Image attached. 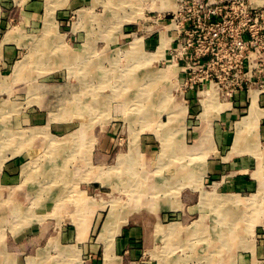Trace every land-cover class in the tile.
I'll return each instance as SVG.
<instances>
[{"label":"rangeland","instance_id":"374dc122","mask_svg":"<svg viewBox=\"0 0 264 264\" xmlns=\"http://www.w3.org/2000/svg\"><path fill=\"white\" fill-rule=\"evenodd\" d=\"M43 1L42 26L31 33L21 32L23 54L6 78H0V84L14 87L7 97L0 96V162L26 154L23 163L28 164L17 174L21 179H40L29 193L30 202L21 206L50 207V193L61 190L67 195L66 202L83 207L81 199L93 200L95 193L105 197L103 193L111 192L107 195L120 219L137 220L159 212L168 217L166 225L159 227L164 234L156 250L164 263L177 264L178 258L184 264H264V256L250 243L255 245L257 230L264 228V188L259 196L240 192L234 200L225 190L212 195L210 187H202L211 184L202 173L209 158L198 152L191 157L186 143L141 144L144 135L159 138L167 131L158 126L167 120L175 99L183 98L174 66L169 65V52L165 51L166 58L162 54L157 59L158 46H147L148 39H159L162 33L150 34L144 26L133 29L134 34L123 29L139 21L147 25L145 2L125 0L117 7L113 4L117 0H85L78 5L77 0L66 4L59 3L64 0ZM11 28L17 32V27ZM122 31L130 33L129 38H120ZM135 40L138 46H133ZM25 112L35 117L24 118ZM183 116L181 109L175 118ZM148 152L154 154L145 155ZM49 161L56 164L50 168ZM179 172V181H174L169 192H156L155 185L164 177L179 176ZM131 183L141 191L131 185L125 196L118 193ZM226 212L231 219L223 217ZM206 216L211 219L205 220ZM251 231H255L253 237ZM170 250L174 252L163 255Z\"/></svg>","mask_w":264,"mask_h":264},{"label":"crops","instance_id":"0c3cea01","mask_svg":"<svg viewBox=\"0 0 264 264\" xmlns=\"http://www.w3.org/2000/svg\"><path fill=\"white\" fill-rule=\"evenodd\" d=\"M69 1L64 0L59 3L66 4ZM84 1L77 0L76 5L84 4ZM139 1L145 2L146 12L149 11V13L170 10L175 3V0H134L136 3ZM43 2V0H0L1 79L6 78L5 76L11 72L14 62L23 54L21 49H23L24 43L20 41V35L36 31L42 26L43 17L46 15ZM156 2H158L157 6ZM254 2L259 5L264 4V0H254ZM66 12L62 13L65 15ZM139 18H142V15ZM13 26L17 27L16 30L19 34L11 28ZM123 29L127 32L133 31L135 26ZM22 31L24 33H21ZM122 33L120 38L123 40L131 35L125 31ZM163 35L159 39H148L147 46L153 49L159 47L160 40L164 38ZM165 51V55H163L166 58ZM13 89L12 84L1 82L0 96L7 97L9 91H13ZM253 93L256 95L258 104L257 119L252 120V123L246 125L238 134L239 122L250 113ZM182 95L183 98L175 99L176 106L179 105L177 108L174 104L171 106L170 103L171 109L167 113V120L161 121L158 126H162L167 131H163L159 138L156 135H144L141 144L149 146L151 143H162L165 140L170 145H173L172 142L186 143L187 152L192 153L191 157L196 156L193 155L194 152H198V155L209 158L202 167V173L211 184L204 183L202 187L204 189L207 186L210 187L212 195L215 190H225L228 193L231 192L230 194L234 196L232 200H234L235 195L240 192L255 193L257 190L259 192L258 186H264V89H260L258 83H255L249 91L246 89L236 91L232 98V106L226 109L219 106L218 101L213 99L212 103L216 104L213 103L209 107L211 109L206 113L207 117L202 114L204 107L194 91L188 90ZM179 109L184 110V116L176 119ZM25 117L33 119L35 116L33 112H25ZM209 133L211 134L209 135ZM151 154L154 153L148 152L145 155ZM26 156V154H17L2 163L0 162L2 168H0V190L2 192H0V264L7 262L8 264H169L164 263L159 252H156L157 244L164 234V232L161 233L160 228L166 225L165 221L168 220V217L166 218L160 212L144 215L137 220L120 219L119 217L113 224V218L110 217L112 198H108L109 195H107L112 194L111 192L103 193L105 197L95 193L97 199L93 200L90 198L81 199L86 205L83 207L66 202L67 195L61 190L50 193V208L47 207L48 205L40 206L36 203L37 208L35 205L21 206L26 201L30 202L28 196L36 188L38 178L27 176L21 179L17 174L21 172L22 166L28 164L23 163ZM55 164L56 162L52 163L51 161L46 163L50 168ZM194 170H191L192 173ZM175 174L177 175L176 172ZM63 175V178L67 179V176ZM176 175L164 177L158 184L155 182L156 192L164 191L163 189L170 190L174 186V181H179L181 173L179 172V176ZM150 187H146L145 192H149ZM128 191L126 188L118 193H124L125 196ZM94 196L91 195L95 198ZM68 197L70 196L68 195ZM2 200L3 202H1ZM90 200L91 204L85 202H90ZM146 201L150 203L152 199L148 196ZM253 203L256 202L253 201ZM127 207H131V205ZM262 207L264 208V200ZM257 210L258 208L253 212ZM223 215L227 220L232 218L229 212ZM207 218L211 219L206 216L205 220H208ZM24 220L26 221L24 222ZM196 222L195 219L194 223ZM176 231L177 229L173 233ZM257 231L259 234L255 245L252 240L250 243L252 248L256 246L254 248H257V254L259 253V256L263 257L264 228L261 227ZM254 232L251 231L252 237ZM180 234L178 238L181 239L183 237L182 235L180 237ZM72 249L73 252H71ZM173 252L174 250H170V253L165 252L163 255ZM159 255L160 262L157 260ZM176 259L179 264L181 260ZM180 264L184 263L180 262Z\"/></svg>","mask_w":264,"mask_h":264},{"label":"built area","instance_id":"2783aa9c","mask_svg":"<svg viewBox=\"0 0 264 264\" xmlns=\"http://www.w3.org/2000/svg\"><path fill=\"white\" fill-rule=\"evenodd\" d=\"M144 22L133 26L168 37L175 81L181 93L194 91L203 107L202 97L210 89L225 109L236 91H249L255 83L264 89V4L175 0L173 8L150 12Z\"/></svg>","mask_w":264,"mask_h":264},{"label":"bare ground","instance_id":"6f19581e","mask_svg":"<svg viewBox=\"0 0 264 264\" xmlns=\"http://www.w3.org/2000/svg\"><path fill=\"white\" fill-rule=\"evenodd\" d=\"M125 0H117V2L115 3V1H113V4H114V6L116 5L117 7L119 6V5H121L123 2H124ZM105 3H106V1H105ZM47 27H49L48 25H47ZM45 32V31H44ZM46 34V33H45ZM164 38L163 39H161L162 41H161V44H160V46L158 47L159 49H158V52H156V54H158V55H156V56H154V58H158V57H160L162 54H164V50H166V44H167V37L164 35L163 36ZM134 44L135 45H137L138 46V42L135 40L134 41V43H133V46H134ZM41 49H43V48H41ZM43 55V54H42ZM149 60V59H148ZM22 62H23V60H21ZM20 61V62H21ZM18 62V61H17ZM27 65V64H26ZM52 66V65H51ZM23 67H24V65H23ZM20 68V67H19ZM173 75V74H172ZM83 81V80H82ZM34 82V81H33ZM37 83V82H36ZM53 84V83H52ZM51 84V85H52ZM57 85H58V83H56ZM50 85V86H51ZM53 86V85H52ZM54 87H56V86H54ZM55 89V88H54ZM41 90V89H40ZM46 90V89H45ZM211 91H212V89H210V90H208V94H206L205 96H203V98H202V100H203V103H204V111L202 112V114L203 115H205L206 117L208 116L206 113H208L210 110L209 109H211V108H209V107H211V104H213L212 103V101H214L213 100V97L214 96H216L217 94H215V93H211ZM29 95V94H28ZM29 97V96H28ZM48 98V97H47ZM29 99H31L30 97H29ZM28 99V100H29ZM253 103H252V105H251V109H250V113L248 114V116L247 117H245L242 121H240L239 122V126H238V134L242 131V129L246 126V125H248L250 122L252 123V120H256L257 119V115H258V104H257V99H256V95H255V93H253ZM27 100V101H28ZM172 100V99H171ZM34 101V100H33ZM35 102V101H34ZM2 103V102H1ZM28 103H29V101H28ZM85 103V102H84ZM175 104V103H174ZM183 104V103H182ZM216 104V103H215ZM13 105V104H12ZM15 105H16V103H15ZM73 105H74V102H73ZM177 105H178V103H177ZM179 106V105H178ZM177 106V107H178ZM75 107V106H74ZM89 107V106H88ZM12 108V107H11ZM45 108V107H44ZM10 109V108H9ZM70 109V108H69ZM73 109V108H72ZM78 109V108H77ZM91 109V108H90ZM221 108H219V110H220ZM181 109H179L178 111H180ZM218 110V111H219ZM58 111V110H57ZM66 111V110H65ZM76 111V110H75ZM88 111V110H87ZM178 111H177V113H178ZM221 111V110H220ZM2 112V111H1ZM8 112V111H7ZM61 112H62V110L60 111V114H61ZM73 112V111H72ZM89 112V111H88ZM71 113V112H70ZM1 114V113H0ZM3 114V113H2ZM49 114H50V112H49ZM7 116V115H6ZM3 117V118H7V117ZM62 116V115H61ZM61 116H59L60 118H61ZM72 116V115H71ZM76 116V115H75ZM171 116V115H170ZM52 116H50V118H51ZM171 118V117H170ZM79 122V121H78ZM83 122H84V120H83ZM206 123V122H205ZM86 126V125H85ZM206 126H208V125H206ZM206 126H204V127H206ZM9 127V126H8ZM35 127V126H34ZM49 127V126H48ZM47 127V128H48ZM204 127H203V129H204ZM209 127V126H208ZM39 128V127H38ZM250 128V127H249ZM8 129V128H7ZM6 129V130H7ZM36 130V129H35ZM211 130H212V128H211ZM38 131V130H37ZM45 131H48V130H45ZM205 131V130H204ZM210 131V130H209ZM2 132V131H1ZM245 132H246V130H245ZM244 132V133H245ZM2 133H4V132H2ZM10 133V132H9ZM37 133V132H36ZM1 134V133H0ZM25 134V133H24ZM30 134V133H29ZM211 133H209V135H210ZM34 135V134H33ZM45 135H47V134H45ZM10 136V135H9ZM21 136V135H20ZM30 136V135H29ZM49 136V135H48ZM207 136H208V134H207ZM16 137V136H15ZM31 137V136H30ZM38 137H40V136H38ZM205 137V136H204ZM1 138V137H0ZM29 138V137H28ZM27 138V139H28ZM32 138V137H31ZM75 138V137H74ZM19 139H21V138H19ZM42 139V138H41ZM86 139V138H85ZM52 140V139H51ZM83 140V139H82ZM14 141V140H13ZM205 141V140H204ZM4 142H6V141H4ZM201 143V142H200ZM205 143V142H204ZM202 145V144H201ZM205 146V145H204ZM203 146V147H204ZM1 147V146H0ZM182 147V146H181ZM199 147V146H198ZM201 147V146H200ZM8 148H9V145H8ZM183 149H184V147H182ZM186 148V147H185ZM182 149V150H183ZM193 149V148H192ZM2 150H3V148H2ZM1 150V151H2ZM6 150V149H5ZM16 150V149H15ZM1 151H0V153H1ZM185 151V150H184ZM183 151V152H184ZM12 154V153H11ZM194 154H195V152H194ZM193 154V155H194ZM13 155V154H12ZM183 155V154H182ZM5 156V155H4ZM7 156V155H6ZM10 156V155H9ZM6 159V158H5ZM127 159V158H126ZM2 160V159H1ZM3 160H4V158H3ZM2 160V161H3ZM33 162V161H32ZM2 163V162H1ZM30 163V162H29ZM54 166V165H53ZM32 167H34V166H32ZM31 167V168H32ZM0 168H1V166H0ZM2 169V168H1ZM31 170V169H30ZM56 170V169H55ZM35 171V170H34ZM31 172V171H30ZM29 172V173H30ZM49 173V172H48ZM47 173V174H48ZM36 174V173H35ZM35 174H34V176H35ZM187 174H189V172L187 173ZM53 177V176H52ZM27 179V178H26ZM137 179V178H136ZM38 180V179H37ZM40 180V179H39ZM38 180V181H39ZM134 180H135V178H134ZM45 181V180H44ZM263 181V180H262ZM35 182V181H34ZM45 182H47V180L45 181ZM58 182V181H57ZM126 183V182H125ZM22 184H24V183H22ZM139 184V183H138ZM132 183L131 184H129V186H126V187H128V190L130 191L131 189L130 188H132V186H135V188L136 187H138L139 188V190L138 191H141L140 190V187L139 186H137L136 184H133L132 186ZM166 185V184H165ZM262 185V184H261ZM169 186V185H168ZM17 187V186H16ZM52 187H53V185H52ZM163 187H164V185H163ZM12 188V187H11ZM10 188V189H11ZM134 188V189H135ZM138 188H136V189H138ZM165 188V187H164ZM181 188V187H180ZM258 188H259V192H256V193H254V194H256V196H259V194L260 193H262V191H263V189L262 188H264V186H258ZM39 189V188H38ZM47 189V188H46ZM52 189V188H51ZM179 190V189H178ZM6 191V190H5ZM127 191V190H126ZM128 191V192H129ZM135 191H137V190H135ZM172 191H173V189H172ZM171 191V192H172ZM175 191V190H174ZM176 191H177V189H176ZM0 192H1V190H0ZM47 192V191H46ZM64 192V191H63ZM84 192V191H83ZM131 192H133V191H131ZM169 192V191H168ZM2 193V192H1ZM18 193V192H17ZM166 193V192H165ZM176 193V192H175ZM179 193V192H178ZM27 194V193H26ZM25 194V195H26ZM65 194V193H64ZM138 194V193H137ZM172 194V193H171ZM7 195V194H6ZM17 195V194H16ZM15 195V196H16ZM70 195V194H69ZM101 195H102V193H101ZM135 194H133L132 196H134ZM2 196V195H1ZM4 196V195H3ZM2 196V197H3ZM14 196V197H15ZM35 196H36V194H35ZM43 196V195H42ZM41 196V197H42ZM60 196V195H59ZM103 196V195H102ZM6 197V196H5ZM29 197V196H28ZM37 197V196H36ZM41 197H40V199H41ZM107 197V196H106ZM101 198V197H100ZM132 198V197H131ZM256 198V197H255ZM16 199V198H15ZM44 199V198H43ZM65 199V198H64ZM107 199V198H106ZM115 199V198H114ZM133 199V198H132ZM131 199V200H132ZM139 199H141V198H139ZM139 199H137V200H139ZM253 199V198H252ZM42 201V200H41ZM40 201V202H41ZM58 201H59V199H58ZM1 202H3V200L1 201ZM14 202H16V201H14ZM33 202H34V200H33ZM86 202V201H85ZM91 202V201H90ZM90 202H88V203H90ZM18 203V202H17ZM95 203V202H94ZM16 204V203H15ZM30 204H32V202L30 203ZM67 204H69V203H67ZM91 204V203H90ZM89 204V205H90ZM28 206H30V205H28ZM33 206V205H32ZM36 206V205H35ZM69 207V206H68ZM21 208V207H20ZM29 208V207H28ZM32 208V207H31ZM35 208V207H34ZM36 208H37V206H36ZM35 208V209H36ZM40 208V207H39ZM50 208V207H49ZM22 210V209H21ZM20 210V211H21ZM72 210V209H71ZM118 209L117 208H114V207H112V209H111V213H110V217L111 218H113V224H115V221L119 218V213H118V211H117ZM4 211V210H3ZM23 211V210H22ZM26 211H27V209H26ZM29 211V210H28ZM32 212V211H31ZM21 214H22V212H20ZM23 213H25V212H23ZM33 213V212H32ZM35 213V212H34ZM15 214V213H14ZM26 214V213H25ZM46 215V214H45ZM60 216V215H59ZM33 217V216H32ZM46 217V216H45ZM31 218V217H30ZM23 219V218H22ZM27 220V219H26ZM26 220H24V222L26 221ZM32 220V219H31ZM21 221H23V220H21ZM44 221V220H43ZM27 222H29V221H27ZM225 234V233H224ZM226 235V234H225ZM226 238H227V236H226ZM166 244V243H165ZM69 251V250H68ZM71 252H73V249H72V251ZM8 263V262H7Z\"/></svg>","mask_w":264,"mask_h":264}]
</instances>
